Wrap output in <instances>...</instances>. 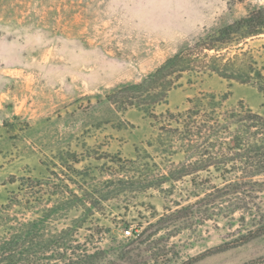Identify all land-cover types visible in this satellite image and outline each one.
<instances>
[{
    "label": "rangeland",
    "instance_id": "1",
    "mask_svg": "<svg viewBox=\"0 0 264 264\" xmlns=\"http://www.w3.org/2000/svg\"><path fill=\"white\" fill-rule=\"evenodd\" d=\"M260 7L264 0H0V218L33 223L35 260L52 243L68 247L59 250L67 259L96 253L94 264L264 259V235L241 244L256 228L253 212L208 206L191 221L149 228L221 183L208 167L212 149L188 142L171 117L241 104L264 115V36L224 51L244 66L238 80L190 72L133 106L117 98ZM126 230L152 234L136 245L140 236Z\"/></svg>",
    "mask_w": 264,
    "mask_h": 264
},
{
    "label": "trees",
    "instance_id": "2",
    "mask_svg": "<svg viewBox=\"0 0 264 264\" xmlns=\"http://www.w3.org/2000/svg\"><path fill=\"white\" fill-rule=\"evenodd\" d=\"M261 36H264V7L249 12L235 23L200 41L195 47L168 59L142 83L124 86L118 90L117 98L133 106L145 96L153 97L152 94L157 90L154 85L159 84L161 90L164 89V92L169 93L178 86L179 80L183 78L182 75L190 72L216 74L225 79L238 80L236 77H240V68L244 66L242 63L241 66L239 63L237 64L238 58H227L228 52L224 51L231 47H237L248 39ZM212 51L215 54L210 55ZM260 90L264 92V89ZM157 94V99L161 98L160 92ZM189 102L192 101L189 100ZM170 120L176 124H182L188 142L194 137L204 139L205 144L212 149V152L208 153L210 155L208 167H214L217 172L222 173L215 177V180H220L221 183L213 185L212 192L207 197L198 200L193 205L165 215L157 225H151L149 228L161 230V226L166 224L176 226L180 220L191 221L204 207L209 206L216 212L222 210L220 208L223 206V210L230 211V214L236 210H243L249 213L253 212V216H256V228L250 231L249 236L241 244L263 236L264 115L246 109L241 104V108L226 109L223 115L222 113L218 114L216 109H211V111L189 109L176 118L171 117ZM236 172H241V174ZM27 181L29 182L27 187H31L29 189L31 194H27V203H30L34 194L31 190L35 186L30 179ZM256 198L257 211H253L255 209H251V204ZM13 202L14 200L1 213H7L13 207ZM230 205L233 207L231 208ZM1 216L0 264H94L93 259L96 257V253L85 254L77 259H67L65 252L60 253L59 250H63V248L67 250L68 247L57 246L55 243L41 247L39 253H41V257L43 255V258L35 260L36 255L34 256L30 246L33 223L23 221L22 223L18 221L17 217L9 215ZM20 227H25V229H20ZM145 232L146 230L141 233L140 237ZM148 241L149 239L145 243ZM141 248L139 247L138 250ZM49 249L53 252L51 257L45 256ZM225 250V246H220L212 249L209 253L215 254ZM195 261L196 259H191L186 264H193ZM246 264H264V259Z\"/></svg>",
    "mask_w": 264,
    "mask_h": 264
},
{
    "label": "water",
    "instance_id": "3",
    "mask_svg": "<svg viewBox=\"0 0 264 264\" xmlns=\"http://www.w3.org/2000/svg\"><path fill=\"white\" fill-rule=\"evenodd\" d=\"M150 234H152V230L144 233V235H142L139 239L136 240V245H139L144 242L150 236Z\"/></svg>",
    "mask_w": 264,
    "mask_h": 264
},
{
    "label": "built area",
    "instance_id": "4",
    "mask_svg": "<svg viewBox=\"0 0 264 264\" xmlns=\"http://www.w3.org/2000/svg\"><path fill=\"white\" fill-rule=\"evenodd\" d=\"M140 235H141V234H139V235L136 237V235L134 234V231H133V230H126V231H125V236H126L127 238H134V239H136V238H138Z\"/></svg>",
    "mask_w": 264,
    "mask_h": 264
}]
</instances>
